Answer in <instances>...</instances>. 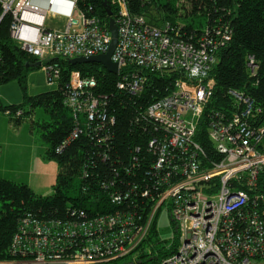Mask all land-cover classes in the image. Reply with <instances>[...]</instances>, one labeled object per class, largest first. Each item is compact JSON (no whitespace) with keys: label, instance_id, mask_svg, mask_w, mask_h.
Here are the masks:
<instances>
[{"label":"built area","instance_id":"1","mask_svg":"<svg viewBox=\"0 0 264 264\" xmlns=\"http://www.w3.org/2000/svg\"><path fill=\"white\" fill-rule=\"evenodd\" d=\"M82 1L0 0V19L11 18L10 39L37 60L49 85H58L61 77L52 59L89 58L109 48L108 23L91 7L82 10ZM105 1L116 12L118 37L110 60L117 67L119 91L138 97L148 73L180 75L170 93L142 110L154 125L148 142L154 179L134 203L129 193H115L112 183L98 186L101 197L96 199L89 195V174L82 169L81 194L93 204L105 195L112 208L91 215L71 208L69 217L60 219L25 212L9 247L12 261L6 264H114L121 259L139 264L142 255L167 250L176 239V252L162 264H264V112L243 91L228 92L229 109H210L215 81L209 75L217 53L232 38L230 23L218 18L189 32L178 23L157 25L143 13H131L128 0ZM177 1L180 6L190 0ZM246 68L255 75L253 55L246 57ZM107 101L93 76L70 73L63 106L74 129L57 153L79 135H98L109 117ZM3 113L22 115L21 110ZM204 115L207 151L195 140ZM135 161L141 162L139 156ZM163 212L174 227L169 241L156 227ZM152 228L155 242L148 241Z\"/></svg>","mask_w":264,"mask_h":264},{"label":"trees","instance_id":"2","mask_svg":"<svg viewBox=\"0 0 264 264\" xmlns=\"http://www.w3.org/2000/svg\"><path fill=\"white\" fill-rule=\"evenodd\" d=\"M103 1L84 0L79 6L84 11L91 7L96 16L108 23ZM128 3L131 13H143L157 25L165 22L175 24L177 17L187 19L194 16L205 17L210 23L218 18L229 22L232 38L217 53V62L209 75L215 81L210 109H229L231 99L228 92L243 91L264 112V0H190L187 4L179 3L176 8L172 7L170 0L166 4L161 0H148L145 5L139 0H128ZM181 9L185 10L179 13ZM111 11L113 18L116 12L112 7ZM10 21L9 16L0 19V85L16 82L22 101L9 106L0 104V111H22L20 117L9 118L15 127L23 121L28 123L31 134L38 135L46 147L43 158L57 163L58 174L53 194L48 196L36 194L23 182L0 178V264L12 261L9 247L18 220L25 212L42 219H60L69 217L67 212L71 208L85 215L104 214L112 208L105 195L99 203L93 204L95 201L90 199V203L88 197L81 194L82 184L78 178L82 169L89 174L86 183L93 191L89 195L93 194L96 199L101 197L96 190L98 186L112 183L115 193H129V200L134 203L136 196L147 189L154 179L149 169L153 155L148 151V142L155 134L154 125L143 116L142 110L170 93L173 82L180 78L175 72L148 73L147 86L137 97L119 91L118 76L107 73L103 68L100 70V65L72 64L70 60L56 58L50 61L57 63L61 70L56 89L31 96L27 90V77L30 72L40 70L39 65L36 66L37 60L10 39ZM204 26L200 23L196 27L192 20V23L184 25V29L200 31ZM248 55H253L258 65L254 76H249L247 72ZM72 71L96 79L97 91L108 96L109 117L98 135L93 138L79 135L57 153L56 150L69 139L74 129L70 113L63 106V92ZM38 109L41 110L40 115L33 117ZM206 124L204 115L198 124L195 140L207 151L211 146L206 138ZM136 155L141 159L140 164L135 161ZM156 240V229L152 228L148 241ZM177 246L176 239L167 250L158 248L156 255H142L139 262L162 264L166 257L176 252Z\"/></svg>","mask_w":264,"mask_h":264},{"label":"rangeland","instance_id":"3","mask_svg":"<svg viewBox=\"0 0 264 264\" xmlns=\"http://www.w3.org/2000/svg\"><path fill=\"white\" fill-rule=\"evenodd\" d=\"M169 0H161L163 4H166ZM172 1V7L176 8L177 5V0H170ZM192 20L195 22V26L198 27L200 23L203 25H206V18L202 16H194V17H188L186 18H176L175 22L181 25H185L188 23H192ZM100 70H103L101 66H99ZM41 70V69H40ZM42 71V70H41ZM32 80L34 84L37 86V91L34 89V87L31 85V90L29 92L28 90V84H27V90L29 95H37L43 92L51 91L56 89V85H49L48 82L46 81L45 75L42 72L38 74H34L32 77ZM39 92V93H37ZM0 94L1 98L4 102V104H19L22 101V93L21 90L16 82H11L5 85H0ZM26 110H28V107H26ZM40 109L36 110L35 114L33 117H37V115H40ZM3 115V114H2ZM7 117V116H6ZM21 127H24V130L28 131V123L26 121H23L22 124L20 125ZM20 127V128H21ZM29 132V131H28ZM35 137V141L37 143V147L42 148L45 145L43 144L42 140L38 135H31ZM43 147V148H44ZM46 148V147H45ZM41 152V149H40ZM43 153H41V156H38L36 153L35 158H34V166L31 168L33 173L32 176V186L31 188L36 192L38 195L42 196H48L53 194V186L56 182L57 174H58V165L55 161L53 160H45L43 158ZM38 165V167H36ZM77 186H78V181H76ZM71 191V190H70ZM71 196H73L71 192ZM157 231L159 236L162 239L165 240H171L170 238L174 235V227L173 225H170L168 219L166 218V214L163 212L160 217L158 218L157 221ZM132 263L131 260L129 259H121L116 261L114 264H129Z\"/></svg>","mask_w":264,"mask_h":264},{"label":"crops","instance_id":"4","mask_svg":"<svg viewBox=\"0 0 264 264\" xmlns=\"http://www.w3.org/2000/svg\"><path fill=\"white\" fill-rule=\"evenodd\" d=\"M40 72L42 71L35 70L28 74L27 84L29 92L31 85L35 90L39 89L34 84L32 77ZM1 97L0 94V104L2 106L12 105L4 104ZM20 127H15L11 119L0 111V178L23 182L31 187V179L33 173H35L31 171V168L34 166L35 155L37 153L38 156H41V153L45 152L46 148L44 146V148L37 147L35 137L31 136L29 125V132L24 130V127Z\"/></svg>","mask_w":264,"mask_h":264},{"label":"water","instance_id":"5","mask_svg":"<svg viewBox=\"0 0 264 264\" xmlns=\"http://www.w3.org/2000/svg\"><path fill=\"white\" fill-rule=\"evenodd\" d=\"M103 7L105 9L107 16L109 17L108 30L111 35V41H110V45H109L107 52L103 55H96V56H92L89 58H84V57L75 58V59L70 60V62L72 64H91L93 63L96 65H100L107 73L116 75L117 67L114 63L111 62L110 57L117 44V37H118L117 26L115 24L114 19L112 18V11L110 7L107 5L105 0L103 1ZM36 66H38V64ZM129 264H132V263H129Z\"/></svg>","mask_w":264,"mask_h":264}]
</instances>
